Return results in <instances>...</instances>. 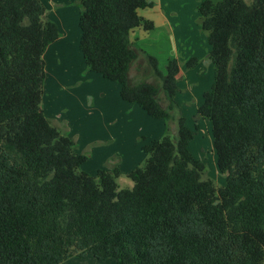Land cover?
<instances>
[{
	"label": "trees",
	"instance_id": "trees-1",
	"mask_svg": "<svg viewBox=\"0 0 264 264\" xmlns=\"http://www.w3.org/2000/svg\"><path fill=\"white\" fill-rule=\"evenodd\" d=\"M78 48L119 96L177 131L142 146L143 165L119 188L116 165L94 174L42 108L47 46L59 36L42 0H0V264H62L92 255L114 264L264 263V0H202L197 11L214 80L194 115L211 123L225 184L188 148L195 132L165 71L130 39L152 29L148 0H80ZM136 64L141 78L131 79ZM197 64L192 57L188 69ZM152 78V81L150 80Z\"/></svg>",
	"mask_w": 264,
	"mask_h": 264
},
{
	"label": "rangeland",
	"instance_id": "rangeland-1",
	"mask_svg": "<svg viewBox=\"0 0 264 264\" xmlns=\"http://www.w3.org/2000/svg\"><path fill=\"white\" fill-rule=\"evenodd\" d=\"M153 1L157 2V0ZM176 1H178L179 4H176ZM201 1L202 0H168L169 3H173L174 6H177L175 11H179L178 13L182 16L179 18V21L176 20V25H179L180 22L183 21L191 33H200L202 35V38L199 40V46L202 49L203 43L205 42L206 45H208V42L205 32L201 30L200 16L197 11V6ZM145 11L147 12L150 10L145 8ZM169 17L171 18L172 14H169ZM155 35L156 34L153 33L146 40L153 41ZM141 42L140 39L136 40V46L142 48L140 46ZM70 47H72L74 51L68 53V57H72L68 68L70 73L75 72L77 76H80L81 71L83 72L82 64H84L81 52L78 48V44H74ZM61 49L63 50L62 47ZM162 61L163 59H158V68L164 72L165 64L161 63ZM59 63H62L61 57L59 58ZM90 73L94 75V79L86 80L88 76L82 77L84 80L80 85L71 84L68 87H63L65 90L63 93L61 91L63 88L60 87V85L67 82L66 80L70 77L61 75L58 69L55 71V65L50 63L48 70H45L42 98L43 111L54 125L74 141L75 152L84 153L87 156V160L80 166V170L89 174H94L96 170L102 167L111 168L113 165H116L120 171V175L116 179L119 188L131 187L132 181L128 177L129 172L136 166L143 165L146 159V154L142 150V146L148 144L150 140L141 136V134L145 135L147 131L152 129L151 122L149 121H153L156 125L162 124L164 127V134L168 132L172 138L175 137L177 131L176 121L170 120L168 123H165L164 120L148 118V122H144L140 116L141 114L139 115L135 113V111L130 112L127 108L126 111V109L123 108L124 104L118 94L119 89L116 87L118 85L116 82L104 79L95 72L90 71ZM58 74L61 75L64 81L61 84L58 81ZM130 74L133 81H137L141 78L140 69L137 70L136 64L132 66ZM150 80L152 81V78H150ZM67 91L71 93L69 94ZM77 94L81 96L84 95L85 100L82 103L77 100ZM85 94H87L91 100L93 98L94 102H86ZM69 100L73 101L71 108L69 105L66 107L67 110L63 109L64 107H60L61 105L64 106V104H69L66 102ZM187 118V124L195 132L194 137L190 140L193 149L196 151L198 146L202 147L200 155L202 156L201 158H204L202 160L205 162V174L207 177L211 178L217 186H221V182H223V184L225 182V174H220L218 171L216 153L214 152L213 154L212 152L211 123L205 119L199 118V127L195 129L194 119L191 116ZM205 124L208 126L205 127ZM114 262V258L98 261L89 254L84 258L72 256L63 261L62 264H114Z\"/></svg>",
	"mask_w": 264,
	"mask_h": 264
},
{
	"label": "crops",
	"instance_id": "crops-1",
	"mask_svg": "<svg viewBox=\"0 0 264 264\" xmlns=\"http://www.w3.org/2000/svg\"><path fill=\"white\" fill-rule=\"evenodd\" d=\"M42 1L45 4L47 18L52 20L57 25L59 30L58 38L47 46L43 54L45 70L47 71L50 63H52L55 65V71L58 69L61 75L70 77L68 80H66L67 82L62 83L64 81L61 75L58 74V81L60 84L62 83L60 85L62 88L68 87L71 84L80 85V83L84 80L82 77L88 76L86 80L94 79V75H91L92 73L87 70V67H85L84 64H82L83 72L81 71L80 76H77V73L75 72L70 73L68 68L72 58L68 57V53L70 51H74L70 46L78 44L80 38V30L78 27V19L81 10L79 5L80 0ZM148 1L152 3L151 7H147L150 11L146 12L145 8L139 9L140 11L138 10V14L144 20L150 21L153 27L150 30H145L142 26L134 28L130 33V39L134 42L140 39L142 41L140 46L143 48V50L148 53H152L153 56L156 57L157 61L158 59H163L161 63L166 64L167 60L171 58L177 59L179 64V73L177 78V91L174 99L181 115L185 119L186 126L191 128L187 124V117L191 116L193 118V116L196 114L198 107L203 102V93L210 89L214 80L213 64L207 57L210 46L209 44L206 45L204 42L201 49L199 46V40L202 38V35L200 33H191L183 21H181L179 25H176V20L179 21V18L182 16L180 13H178L179 11H175L177 6H174L173 3H169L168 0H157V2H154L153 0ZM177 3L178 1H176V4ZM169 14H172L171 18L169 17ZM153 33L156 34L154 40H146ZM61 47L64 51L61 49ZM60 57L62 59V63H59ZM192 57L197 59V64L193 68L188 69L186 67V62ZM116 87L119 89L118 85ZM61 91L64 93V88ZM67 93L70 94L71 92L67 91ZM77 98V100L81 103L85 100L84 95H78ZM85 98L86 102H94V99L92 98L91 100L87 94H85ZM121 101L124 104L123 108H127L130 112L135 111V113L139 115L141 114L140 116L144 122H148V118H151L138 105L127 103L123 100ZM66 102L69 104H64V106L61 105L60 107H64L63 109L67 110L66 107L69 105L71 108L73 101L69 100ZM91 105L93 107L92 103ZM149 122H151L152 129L145 133L146 136L144 134H141V136L148 138V140L159 139L162 137L164 135L163 125H156V123L153 121ZM199 123L200 120L198 119V127ZM207 126L208 125L205 124V127ZM188 148L196 159L204 162V160H202L204 158H201L202 156L200 155L202 147L198 146L195 151L192 147V142L189 141ZM212 152L214 154L215 151L212 149ZM220 174L222 173L220 172ZM224 184L221 182L220 185L223 186Z\"/></svg>",
	"mask_w": 264,
	"mask_h": 264
}]
</instances>
